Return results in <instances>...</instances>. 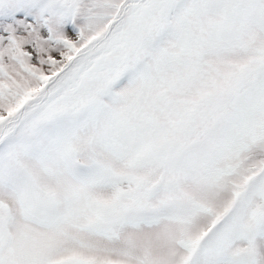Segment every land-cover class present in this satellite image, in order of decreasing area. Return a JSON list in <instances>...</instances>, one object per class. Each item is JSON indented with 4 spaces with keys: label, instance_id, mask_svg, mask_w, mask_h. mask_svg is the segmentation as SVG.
Segmentation results:
<instances>
[{
    "label": "snow or ice",
    "instance_id": "snow-or-ice-1",
    "mask_svg": "<svg viewBox=\"0 0 264 264\" xmlns=\"http://www.w3.org/2000/svg\"><path fill=\"white\" fill-rule=\"evenodd\" d=\"M0 264H264V0H0Z\"/></svg>",
    "mask_w": 264,
    "mask_h": 264
}]
</instances>
